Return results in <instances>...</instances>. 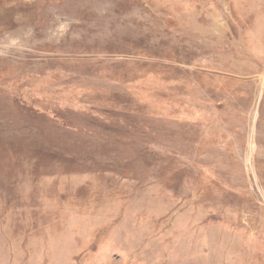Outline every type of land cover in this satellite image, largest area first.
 <instances>
[{"label": "rangeland", "instance_id": "obj_1", "mask_svg": "<svg viewBox=\"0 0 264 264\" xmlns=\"http://www.w3.org/2000/svg\"><path fill=\"white\" fill-rule=\"evenodd\" d=\"M0 264H264V0H0Z\"/></svg>", "mask_w": 264, "mask_h": 264}]
</instances>
